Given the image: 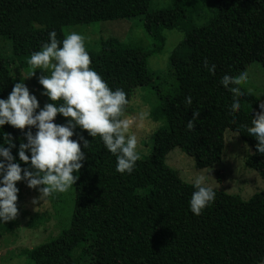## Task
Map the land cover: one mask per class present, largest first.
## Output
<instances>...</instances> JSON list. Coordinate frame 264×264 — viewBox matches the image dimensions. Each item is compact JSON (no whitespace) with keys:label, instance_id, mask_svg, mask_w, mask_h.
<instances>
[{"label":"trees","instance_id":"obj_1","mask_svg":"<svg viewBox=\"0 0 264 264\" xmlns=\"http://www.w3.org/2000/svg\"><path fill=\"white\" fill-rule=\"evenodd\" d=\"M129 1L0 0V38L14 48V61L0 51V98H6L18 81L14 64L29 71L27 61L41 47L33 50L22 38L114 20ZM204 1L172 0L171 6L156 10L149 9L150 0L141 3L131 16L142 18L151 41L146 48L114 37L101 39L96 49L85 46L90 67L110 88L123 89L128 100L135 88L153 86L157 74L148 58L162 50L163 30L183 32L169 57L176 84L167 95H159L160 104L152 112L161 115L165 125L155 131L151 153L136 161L131 174L115 170L116 158L99 137L74 129L70 139H78L79 132L89 146L81 148L85 159L75 183L70 225L59 237L27 251L33 264H264V190L248 200L215 190L201 214L193 215L188 207L192 184L164 161L171 149L179 147L194 157L197 168L218 162L229 129L252 149L245 165L264 178V154L256 152V140L245 127L262 100L235 85L243 95L236 97L240 109L231 111L236 94L220 84L224 74L238 77L252 62L264 67V0H209L211 15L197 25ZM18 44L25 51L18 52ZM205 58L215 64L214 74L203 66ZM34 85L41 93L42 86L37 81ZM189 95L191 105L184 103ZM193 111L199 113L189 130L186 122ZM54 122L64 123L65 118L57 114ZM6 133L17 146L21 140L27 142L21 130L8 124L0 129V137ZM12 153L15 156V148ZM4 228L0 223V236Z\"/></svg>","mask_w":264,"mask_h":264},{"label":"clouds","instance_id":"obj_2","mask_svg":"<svg viewBox=\"0 0 264 264\" xmlns=\"http://www.w3.org/2000/svg\"><path fill=\"white\" fill-rule=\"evenodd\" d=\"M27 63L31 71L24 78L33 76L35 69L46 73L38 77V83L42 86L41 95L51 102L40 107L37 96L30 93L23 80L12 85L6 98H0V129L8 124L21 130L27 141L21 140L17 146L10 133L0 137V223L14 220L18 214L16 182L24 181L28 188L37 189L39 195L31 201L34 207L37 200L66 192L74 185L81 161L85 159L81 148L89 146V140L79 132L76 133L78 139H70L74 129L86 130L92 138L99 137L104 148L115 156V170L121 174H131L139 159L137 137L129 134L133 121L124 118L128 103L126 93L121 88H110L90 67L91 59L82 34L70 31L58 40L56 31H49L48 40L32 52ZM202 63L214 74L215 64H209L206 58ZM246 78V74L241 73L238 77L224 74L220 79L224 88L236 94L231 111L240 109L236 97L243 93L235 85ZM192 102V96L184 98L185 104ZM258 107L260 110L245 127L248 135L256 140V152L264 154V101H260ZM198 113L193 111L192 118L186 122L187 129L194 128ZM57 114L65 118L64 123L54 122ZM147 115V111L141 112L139 118L143 120ZM26 126L28 130L24 131ZM32 127L36 129L34 134ZM74 172L77 175H73ZM207 173L196 175L192 180L188 207L193 215H200L214 199L215 189L209 184Z\"/></svg>","mask_w":264,"mask_h":264},{"label":"rangeland","instance_id":"obj_3","mask_svg":"<svg viewBox=\"0 0 264 264\" xmlns=\"http://www.w3.org/2000/svg\"><path fill=\"white\" fill-rule=\"evenodd\" d=\"M207 1V2H205ZM203 4L204 12L200 20L195 19L197 25L203 24L211 15L209 0ZM145 0H130L128 5L120 11V16L114 20L94 22L87 25L78 24L55 30L57 39L62 40L70 31H76L85 37V46L96 49L100 40L114 37L125 43L148 47L150 38L145 34L140 16H131L140 10L141 3ZM172 0H150L149 9H164L171 6ZM165 43L162 50L148 58L150 69L157 74L153 86L146 85L135 88L128 98L125 106L124 118L133 121L129 134L137 137V151L139 158L149 156L153 147L155 131L165 125V119L160 115L156 117L152 112L159 106V95H167L175 86V77L169 72V57L176 45L183 39V32L178 29L163 30ZM30 48L35 50L48 40L47 33H37L30 38ZM21 44L17 45L18 52L25 51ZM0 51L14 61V48L10 41L0 38ZM21 64L15 63L13 71L16 79L23 80L30 93L37 96L39 106L47 102L39 89L34 85L38 77L46 74L41 69H35V74L24 78L31 71L20 68ZM242 73L246 79L240 86L260 97L264 101V67L260 62L248 64ZM34 80V81H33ZM39 111V108L36 110ZM147 111L146 118L141 120V112ZM252 153L248 143L242 141L236 131L226 129L224 132V148L221 160L209 166L197 168L194 157L183 152L179 147L171 149L165 156V163L176 170L179 177L192 184L196 175L208 171V182L215 190L222 191L243 200H248L255 193L264 190V178L255 169L247 167L245 160ZM77 175V173H73ZM75 183L68 191L53 193L49 197L37 200V206L31 203L39 195L37 189L28 188L26 182H16L18 214L14 220L5 222V228L0 236V264H33L27 256V251L49 242L69 228L74 204ZM41 187V186H38Z\"/></svg>","mask_w":264,"mask_h":264}]
</instances>
